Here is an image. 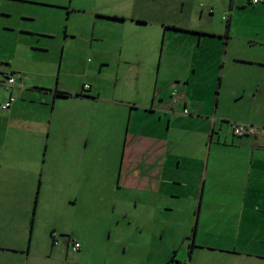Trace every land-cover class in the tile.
<instances>
[{"label":"crops","instance_id":"0c3cea01","mask_svg":"<svg viewBox=\"0 0 264 264\" xmlns=\"http://www.w3.org/2000/svg\"><path fill=\"white\" fill-rule=\"evenodd\" d=\"M138 1L70 0L66 9L54 3L43 5L51 11H64L66 15L62 14L61 20L65 17L67 22L71 14L82 15L83 29L89 28L91 33L82 37L76 27L68 33L65 23L63 39L82 37L83 48L86 52L93 49L100 67L108 64L103 57L107 49L93 44L107 42L105 34L112 31L121 40V47L116 45L121 50L119 56L127 58L137 56L136 51L141 50L145 39L151 45L158 38L165 40L173 27L191 36L192 40L185 43L199 50L190 63L189 73L168 81L162 89L156 86L154 92L126 94L102 92L91 83H83L80 89L68 92L36 83L30 87L29 77L14 76L17 85L6 90L1 85L2 77L14 75L15 69L9 61L0 63L10 68H0V242L14 232L11 225L19 218H30L31 222L33 215L29 217L27 212L33 214L32 206H36L44 179L50 176V180H56L55 186L69 194L68 203L75 206L83 177L79 165L97 160V138L87 137L85 132L76 136L72 124L66 127L55 122L56 112L63 106L61 99H66L75 102L76 115L84 118L77 122L76 130L97 128L100 120L106 122L101 125H113L112 143L122 149H118L121 165L109 202L113 212L118 210L125 218L134 215V221L140 224L160 226V240L167 239V264L218 260L224 264H264V4L254 6L251 0H202L204 6L198 9L194 0H176L182 2V8L191 6L187 18L204 19L205 13L211 12L200 27L179 23L178 18L165 22L159 9L149 14L127 12L133 3L136 7L142 4ZM217 10L223 13L224 25L210 20ZM51 11L38 14L51 20ZM10 12L9 8L0 9L2 16L9 17ZM32 15L24 10L21 19L29 20ZM154 15L160 19L153 21L150 17ZM3 29L14 39L13 33L55 36L48 28L39 32L23 25L6 24ZM60 70L59 63L56 72ZM101 72L98 69L97 74ZM173 90L178 93L176 104L171 101ZM212 90L216 91L215 106L208 101ZM55 92H68L70 97L61 98ZM134 93L138 94L137 99ZM9 97L15 100L4 110L2 105ZM185 109L188 115L183 113ZM236 124L256 126L258 135L235 137L232 126ZM70 141L77 145L74 154L67 156ZM52 144H59L58 155L51 152ZM53 156L58 157L59 170L51 166ZM224 170L226 178L222 177ZM33 193L36 197L32 203L29 195ZM139 210L141 215L136 214ZM130 221L129 225L133 223ZM22 225L17 236L30 243L33 228L29 227L28 236ZM151 225L147 228L149 233L157 230ZM28 243L26 250L0 244V257L17 253L21 264H27ZM142 243L139 248L144 246L145 242ZM150 259L148 255L146 262Z\"/></svg>","mask_w":264,"mask_h":264},{"label":"rangeland","instance_id":"374dc122","mask_svg":"<svg viewBox=\"0 0 264 264\" xmlns=\"http://www.w3.org/2000/svg\"><path fill=\"white\" fill-rule=\"evenodd\" d=\"M140 1L142 4L136 7L133 3L127 12L144 11L149 14L155 13L159 9L158 13H163L160 16L161 20L165 22L172 23L178 18L179 23H192L200 27L205 24L208 13H211L207 11L204 19H201L200 16L190 19L191 17L187 18L186 14H188V9L191 6L185 5L182 8V2L176 0ZM44 3L63 5L66 9L70 0H0V9L9 8L11 11L9 17L0 15V27L2 25L0 29V63L9 61V64L15 69V77L22 79L29 77L27 85L29 84L30 87H34L32 83H36L51 90L58 87V90L64 89L73 92L80 89L83 83H91L102 92H126V94L127 92H154L156 86L162 89V85H167L168 81L171 82L175 77L189 73L192 65L190 63H192L194 54H197L199 50L197 47L185 43V41L192 40L191 36L183 34V31L170 30L167 32L165 40H162V37L158 38L152 45L149 39L143 40L139 47L141 50L136 51L137 56L122 57V55L119 56L121 50L116 47V45L121 47L119 44L121 40H119L116 32L110 31L111 34H105L107 42L93 44V47L107 49L106 52L103 51V57L108 64L100 67L98 57L93 55V49L91 52H86L87 49L83 48L85 42L81 41L83 40L82 37L88 36L91 30L89 28L83 29L80 20L83 18L82 15L71 14L67 22L65 17L61 20L62 14L66 15L64 11L62 13L59 11L61 9L51 11L52 9L43 5ZM193 3L194 7L196 6L198 9H201V5L204 6L202 0H194ZM24 10H27L28 14L32 15L33 13V18L21 19ZM50 11L54 12V19H45L47 17L45 14ZM38 12L45 14L40 15ZM222 16V11L217 10L210 20L216 21V24L224 25ZM150 18L153 21L160 19L155 15ZM65 23L68 26V33H71V30L76 27L82 37L64 41ZM6 24L12 27L23 25L39 32L48 28L47 30L52 31L55 36L17 35L13 33L16 37L14 39L9 32L3 29ZM105 24L110 23L106 22ZM114 44L115 47L112 48ZM131 53L133 54V51ZM59 63L61 64L60 73L56 72ZM0 68L5 71L10 70V68H4L2 65ZM98 69L102 70L100 74H97ZM87 70H89L88 73ZM209 92L208 101L215 106L216 91ZM133 95L135 98L138 97L136 93ZM61 100L63 106L61 105L57 110L56 115L58 117L56 116L55 122L60 121L66 127L72 124L75 128L74 132H77L76 136L85 132L88 133L87 137L97 138V160L84 161L79 165L83 177L81 185L77 188L75 206L68 203L69 194L54 185L56 180H50L53 178L52 176L49 177L50 179L45 177V185L37 195L36 206L35 208L32 206L34 215L31 214L32 212L30 214L27 212L29 217L34 216L30 243L17 236L22 224V228L28 230L29 236L30 218L24 220L19 218L12 225L10 224L12 229L15 228L14 232L7 237L5 236V240L1 241L0 244L5 245V247H25L26 250L28 243L30 245V257L27 264H167L169 260L166 255L164 256L167 239L160 240V226L158 224L152 226L148 222L140 224L139 221H134V215L131 219L125 218L119 214L118 210L113 212L109 202V196L112 197L110 194L112 184L119 165H121L119 164L121 163V153L118 149H122L121 145H113L112 143L113 125H101V123L106 122L100 120L97 123V125L100 124L97 128L86 129L83 127L76 130L78 128L77 122H83L84 118L81 114L76 115L75 102L66 99ZM74 138L72 137L73 141ZM73 141L67 145L69 148L66 153L67 156H72L75 152L77 142L73 143ZM58 146L59 144L51 145L53 154L58 155ZM53 160L55 162H52V168L59 170L58 157L56 156L55 159L53 156ZM222 174L224 178L228 176L225 170L222 171ZM35 197L36 193H33L29 195V200L32 199L33 203ZM136 214L141 215V210L137 211ZM166 216L171 217V215ZM130 220L133 221L131 225L128 223ZM150 225L157 229L151 232L152 237L149 236L151 233L147 230V228L150 229ZM224 227L227 226L222 225V228ZM51 233H55L56 244L53 243ZM68 237L71 240L77 239L80 244L78 252L72 253L67 248ZM200 241L198 240L199 243ZM142 242H145L144 246L139 248L140 245H143ZM205 243L209 244L210 242ZM1 254L6 255V253ZM148 255L151 258L149 263L146 262ZM5 257L4 255L0 257L2 260H0V264H21V256L17 253L15 255L10 253ZM202 263L224 264V261Z\"/></svg>","mask_w":264,"mask_h":264},{"label":"built area","instance_id":"2783aa9c","mask_svg":"<svg viewBox=\"0 0 264 264\" xmlns=\"http://www.w3.org/2000/svg\"><path fill=\"white\" fill-rule=\"evenodd\" d=\"M251 4L254 6L264 4V0H251ZM227 17H223V20H226ZM1 85L6 89L9 90L12 87L17 85L16 78L14 75L11 74H4L2 77ZM88 88V86H85ZM13 97H9L8 100L2 105V109L6 110L9 109L10 105L14 102ZM178 93L176 90L172 92V104H176L178 102ZM185 115H188V110L185 109L183 112ZM234 135L237 137H255L258 134V128L251 125H244V124H237L233 126ZM80 245L78 242H74L71 246V252L75 253L78 251Z\"/></svg>","mask_w":264,"mask_h":264},{"label":"flooded vegetation","instance_id":"af4514ba","mask_svg":"<svg viewBox=\"0 0 264 264\" xmlns=\"http://www.w3.org/2000/svg\"><path fill=\"white\" fill-rule=\"evenodd\" d=\"M84 88H85V87H84ZM33 215H34V211H33ZM33 225H34V216H33V218L31 219V222H30V229L33 228ZM51 237H52V239H53V243L56 244L57 241L55 240V233H51ZM74 242H78L76 238H73L72 240H71V238H69V237L67 238V248L70 249V251H71V246H72V244H73ZM79 250H80V247H79L78 251H79ZM78 251H77V252H78ZM75 253H76V252H75Z\"/></svg>","mask_w":264,"mask_h":264},{"label":"trees","instance_id":"16d2710c","mask_svg":"<svg viewBox=\"0 0 264 264\" xmlns=\"http://www.w3.org/2000/svg\"><path fill=\"white\" fill-rule=\"evenodd\" d=\"M228 19V18H227ZM225 20V21H227V28H228V26H229V23H228V20ZM172 29H174V30H177V31H182V30H180V29H177V28H175V27H173ZM174 91V90H173ZM172 91V92H173ZM56 93V96H58V97H61V98H67V97H70V95L68 94V93H65V92H55ZM171 101H172V93H171ZM237 125V124H236ZM245 125V124H244ZM234 126V125H233ZM233 126H232V133H233V135H234V132H233ZM251 126H253V125H251ZM256 127V126H255ZM257 128V127H256ZM258 132H259V129H258ZM258 135V134H257ZM256 135V136H257ZM235 136V135H234ZM255 136V137H256ZM235 137H237V136H235ZM238 138H246V137H238ZM251 138H254V137H251ZM79 243V242H78ZM80 245V244H79Z\"/></svg>","mask_w":264,"mask_h":264}]
</instances>
